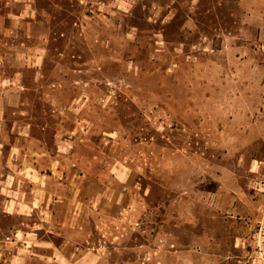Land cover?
<instances>
[{"label":"rangeland","instance_id":"rangeland-1","mask_svg":"<svg viewBox=\"0 0 264 264\" xmlns=\"http://www.w3.org/2000/svg\"><path fill=\"white\" fill-rule=\"evenodd\" d=\"M252 9L0 0L42 49L0 64L2 264H264V54L226 51L264 48Z\"/></svg>","mask_w":264,"mask_h":264},{"label":"crops","instance_id":"crops-1","mask_svg":"<svg viewBox=\"0 0 264 264\" xmlns=\"http://www.w3.org/2000/svg\"><path fill=\"white\" fill-rule=\"evenodd\" d=\"M240 4L244 6H249L252 9L253 14H257V8H261L262 4L264 3V0H238ZM24 17L23 13H16V12H8L7 14H4L3 12L0 13V32L2 33V37H0V64H6L8 62L7 57L9 56V59L14 56V60L12 59L13 63L15 62V59L17 57L20 59L23 55H28L34 57L33 63L37 64L41 58H42V49L40 47L39 43V37L36 36L34 39V43L32 44H26L24 42L23 35H20L22 33V27L24 24ZM3 35H5L3 37ZM27 37H33V36H27ZM3 39H7L6 42H3ZM33 40V38H32ZM19 41V43H17ZM261 45H255V46H236V47H230L226 51L231 55L234 54L237 57L238 64L241 65H249L253 69L257 67V64L262 63L261 55L264 54V48H261ZM231 61V59L229 60ZM14 70H18L17 67L14 68ZM254 83L255 81H250V84ZM233 102H242L241 96H234L230 98ZM234 113V112H233ZM236 113V112H235ZM252 113L255 112H248V111H238V114H233L234 117L237 118H245L250 117ZM4 184L0 185V194H2V198L5 200V206L8 208L14 209V211L17 210V203L19 201L17 200L16 193L18 192L17 183L16 181H11L8 178H4L2 180ZM6 185V186H5ZM31 190L38 192L39 190V184H32ZM21 191V190H19ZM35 205V204H33ZM230 211H234L231 207L229 209ZM8 211V210H7ZM9 213H13V211L9 210ZM235 231H238V227L235 226L233 221H231L230 229H234ZM241 230L246 231V228H243ZM241 232V231H240ZM239 232V233H240ZM239 236V234H238ZM192 253L195 249L192 247L189 249ZM178 251V250H177ZM230 259L229 262L234 261L236 254L233 252L230 253ZM0 264H2V239L0 238Z\"/></svg>","mask_w":264,"mask_h":264},{"label":"built area","instance_id":"built-area-1","mask_svg":"<svg viewBox=\"0 0 264 264\" xmlns=\"http://www.w3.org/2000/svg\"><path fill=\"white\" fill-rule=\"evenodd\" d=\"M256 241H257V247L259 248L260 253H262V250L264 248V238L260 237Z\"/></svg>","mask_w":264,"mask_h":264}]
</instances>
